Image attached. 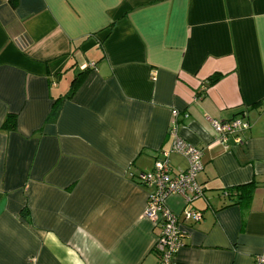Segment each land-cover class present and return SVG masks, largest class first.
<instances>
[{"label":"crops","instance_id":"crops-1","mask_svg":"<svg viewBox=\"0 0 264 264\" xmlns=\"http://www.w3.org/2000/svg\"><path fill=\"white\" fill-rule=\"evenodd\" d=\"M234 118L249 123L242 143L216 141L210 121ZM172 126L202 151L204 192L173 264H252L264 251V0H0V264H155L136 176ZM168 159L173 173L187 166ZM248 183L247 203L224 206L223 190Z\"/></svg>","mask_w":264,"mask_h":264},{"label":"built area","instance_id":"built-area-1","mask_svg":"<svg viewBox=\"0 0 264 264\" xmlns=\"http://www.w3.org/2000/svg\"><path fill=\"white\" fill-rule=\"evenodd\" d=\"M210 124L215 140L220 143H227L229 138L234 143H242L241 134L249 128V123L240 118L226 121L212 119ZM169 134L172 136L170 148L155 160L153 169L136 176L137 181L148 189L143 217L158 230L154 245L155 264H173L176 253L183 245L184 231L180 227V220L197 223L203 216L201 210L193 207V202L204 194L196 181L202 169V151L182 139L175 126L170 128ZM170 153L179 154L185 159L187 166L184 170L171 171L168 159ZM227 195L228 192L223 190L222 196ZM171 196L182 198L180 212L168 207L167 201ZM252 264H264V251L253 258Z\"/></svg>","mask_w":264,"mask_h":264},{"label":"trees","instance_id":"trees-1","mask_svg":"<svg viewBox=\"0 0 264 264\" xmlns=\"http://www.w3.org/2000/svg\"><path fill=\"white\" fill-rule=\"evenodd\" d=\"M219 79H220V76L214 74L207 79V85H213ZM2 127H4V128H13L14 127L12 115H8L6 117V119L4 120V122L2 124ZM253 188H254V184L248 183L245 185L236 186L233 188L226 189V191L228 192L227 198L229 201L224 206H228L231 204H245V203H247L252 196Z\"/></svg>","mask_w":264,"mask_h":264}]
</instances>
